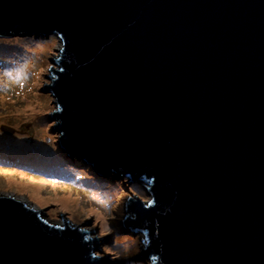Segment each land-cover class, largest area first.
<instances>
[{
  "label": "water",
  "instance_id": "1",
  "mask_svg": "<svg viewBox=\"0 0 264 264\" xmlns=\"http://www.w3.org/2000/svg\"><path fill=\"white\" fill-rule=\"evenodd\" d=\"M12 32L62 41L59 145L149 198L96 235L1 194L0 264H129L96 250L131 232L151 264H264V0H0Z\"/></svg>",
  "mask_w": 264,
  "mask_h": 264
},
{
  "label": "rangeland",
  "instance_id": "2",
  "mask_svg": "<svg viewBox=\"0 0 264 264\" xmlns=\"http://www.w3.org/2000/svg\"><path fill=\"white\" fill-rule=\"evenodd\" d=\"M61 48L62 41L55 35L34 33L0 36V136L20 142L18 145L45 146V153L49 155L53 154L58 143L59 133L53 117L58 106L53 95L47 91L45 81H51L49 77L52 76L53 61ZM4 125L17 131L14 134L7 133L2 130ZM36 154L41 155L39 151ZM4 162L0 164L11 163ZM13 165L15 167L0 166V195L33 200L36 208L46 209L50 222L64 223L62 218L87 220L90 228L101 229L96 231L98 235L117 231L113 224H123L127 218L124 204L130 184L129 178L125 176H116L118 180L126 178L129 184L120 195L115 191V185L102 189L95 184L89 173L91 170L83 166L80 170L65 167L67 171L62 178H47L18 168L16 161ZM67 172H72L71 176H67ZM118 189H124V186ZM140 190L141 194L149 198L145 186ZM113 192L117 193L118 202H114ZM131 192L139 193L136 188ZM142 240V234L135 239L130 234H119L118 243H114L117 245L115 248L114 244L98 247L96 255L134 256L139 253V248H145ZM106 248L113 254L106 253ZM116 248H120L121 253ZM137 261L141 264L150 263Z\"/></svg>",
  "mask_w": 264,
  "mask_h": 264
},
{
  "label": "trees",
  "instance_id": "3",
  "mask_svg": "<svg viewBox=\"0 0 264 264\" xmlns=\"http://www.w3.org/2000/svg\"><path fill=\"white\" fill-rule=\"evenodd\" d=\"M11 35H18V34L16 32H12ZM18 144H20V142H16L13 139H10L8 137L0 136V158L4 157V159H2V162H4L5 160H7V162H11L9 165L2 166V164H0L1 167H6V168L15 167V165L13 164H15V161H16L17 164L19 165L18 168L20 169L21 168L28 169L37 175H40V176L43 175L47 178H62L61 176H63V173H66L65 171H67L65 167H67V169L74 168V169L80 170L82 169L81 167L83 166V168H88L91 170L92 173L91 172L89 173L91 174L92 180L95 184H98L100 186L102 185L103 186V187L101 186L102 189H108L115 185L114 187H117L115 191L118 192V194L120 195L124 191H126L127 189L126 186L129 184H130L129 185L130 188L128 187L129 188L128 191L130 192L133 191L134 188H136L138 189L139 193H141L140 189L145 186L144 184H141V183H130V180L128 184L126 182V178L118 180L114 172L107 174V175L100 174L94 168H92V166L88 164L80 155L68 153V151L64 150L59 145V143H56L57 147H55L53 154L51 155L45 153L47 149L45 148V146H39L38 144H34V146H37V147H30V145L27 144L26 146V144L24 145L23 143L22 145H24L25 146L24 147ZM32 145L33 144H31V146ZM37 151H39L41 155L37 156L36 154ZM7 162H4V163H7ZM85 172L88 173L87 171ZM70 173L72 172H67L66 175L71 176ZM118 183H121V184H118ZM134 184H137V185L134 186ZM138 185H141L142 187ZM121 186H124V189H118ZM119 190H121V192H119ZM116 192H113L112 198H114V202L119 201V197H117L118 195ZM135 195L136 194H134V196ZM144 195L145 194L143 193L142 196ZM114 225L117 227V233L123 232L122 230H120V227L121 228L124 227L122 223L121 224L119 223L118 225L113 224V226ZM130 230L133 231V229H130ZM132 235L133 233L131 232L130 236L132 237V239L139 237V234H135L136 236L134 237ZM141 242L143 243V240ZM114 246H117V245L114 244L113 248H115ZM119 249L120 248L118 249L116 248L115 250L121 253ZM106 250L108 251V252L105 251L106 253L113 254L109 252L110 250H108V248H106ZM138 251L139 253L140 252L142 253V247L139 248ZM135 255L136 254H134V256ZM134 256L126 255L124 259L129 261L130 262L129 264H141V262H138L136 259H134L135 258ZM118 257L119 256L116 257L117 260H118ZM149 264H151V262Z\"/></svg>",
  "mask_w": 264,
  "mask_h": 264
},
{
  "label": "bare ground",
  "instance_id": "4",
  "mask_svg": "<svg viewBox=\"0 0 264 264\" xmlns=\"http://www.w3.org/2000/svg\"><path fill=\"white\" fill-rule=\"evenodd\" d=\"M2 159H4V157H1L0 158V163L2 162ZM50 174V173H49ZM98 185V184H97ZM102 186V185H101ZM100 185H99V187H101ZM103 187V186H102Z\"/></svg>",
  "mask_w": 264,
  "mask_h": 264
},
{
  "label": "clouds",
  "instance_id": "5",
  "mask_svg": "<svg viewBox=\"0 0 264 264\" xmlns=\"http://www.w3.org/2000/svg\"><path fill=\"white\" fill-rule=\"evenodd\" d=\"M51 35H53V34H51ZM51 35H50V36H51ZM55 36H56V35H55ZM57 37H58V36H57Z\"/></svg>",
  "mask_w": 264,
  "mask_h": 264
}]
</instances>
